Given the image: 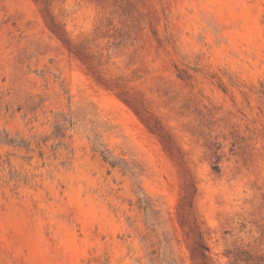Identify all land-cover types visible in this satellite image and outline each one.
Wrapping results in <instances>:
<instances>
[{"label":"rangeland","instance_id":"rangeland-1","mask_svg":"<svg viewBox=\"0 0 264 264\" xmlns=\"http://www.w3.org/2000/svg\"><path fill=\"white\" fill-rule=\"evenodd\" d=\"M164 247L264 264V0H0V264Z\"/></svg>","mask_w":264,"mask_h":264},{"label":"trees","instance_id":"trees-1","mask_svg":"<svg viewBox=\"0 0 264 264\" xmlns=\"http://www.w3.org/2000/svg\"><path fill=\"white\" fill-rule=\"evenodd\" d=\"M96 148L98 147L97 145L95 146ZM100 152L103 156V158L105 160L108 159V155H107V150L106 149H100ZM113 164V162H112ZM139 202H142L140 205L142 207V209L144 210H150L152 211L151 208H149V205H148V202L147 201H140ZM157 223H149L150 226H156ZM149 257H148V261L149 263L151 264H178L177 261L171 257L169 255V253L165 250V247L162 249V251H160L158 254H157V257H154L153 254H154V251L150 252L149 253Z\"/></svg>","mask_w":264,"mask_h":264}]
</instances>
